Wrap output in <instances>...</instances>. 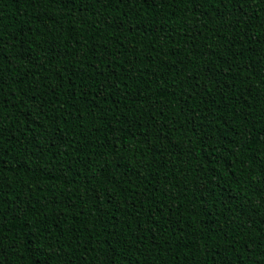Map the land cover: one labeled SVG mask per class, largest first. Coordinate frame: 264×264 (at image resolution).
Here are the masks:
<instances>
[{"label":"trees","instance_id":"trees-1","mask_svg":"<svg viewBox=\"0 0 264 264\" xmlns=\"http://www.w3.org/2000/svg\"><path fill=\"white\" fill-rule=\"evenodd\" d=\"M0 264H264V0H0Z\"/></svg>","mask_w":264,"mask_h":264}]
</instances>
